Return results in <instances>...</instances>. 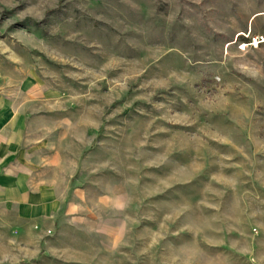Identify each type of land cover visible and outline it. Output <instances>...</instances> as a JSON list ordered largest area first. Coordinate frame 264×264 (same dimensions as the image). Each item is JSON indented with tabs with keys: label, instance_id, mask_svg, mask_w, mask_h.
I'll return each mask as SVG.
<instances>
[{
	"label": "rangeland",
	"instance_id": "rangeland-1",
	"mask_svg": "<svg viewBox=\"0 0 264 264\" xmlns=\"http://www.w3.org/2000/svg\"><path fill=\"white\" fill-rule=\"evenodd\" d=\"M0 264H264V0H0Z\"/></svg>",
	"mask_w": 264,
	"mask_h": 264
},
{
	"label": "crops",
	"instance_id": "crops-1",
	"mask_svg": "<svg viewBox=\"0 0 264 264\" xmlns=\"http://www.w3.org/2000/svg\"><path fill=\"white\" fill-rule=\"evenodd\" d=\"M32 170L33 168L28 163L21 170L22 199L16 211L17 216L12 217L25 232L24 243L32 246H24V253L28 255L31 252L39 254V252H46L53 248L54 241L48 237V233L59 231L61 222H64L69 213L63 210V205H57L56 194L51 190L49 183H34L37 180V172L34 173ZM31 186H37L38 189L31 188ZM9 195H11L9 192L1 194L2 197Z\"/></svg>",
	"mask_w": 264,
	"mask_h": 264
},
{
	"label": "built area",
	"instance_id": "built-area-1",
	"mask_svg": "<svg viewBox=\"0 0 264 264\" xmlns=\"http://www.w3.org/2000/svg\"><path fill=\"white\" fill-rule=\"evenodd\" d=\"M262 41V38H258V37H253L252 41H250L249 43L253 46H256L258 43H260Z\"/></svg>",
	"mask_w": 264,
	"mask_h": 264
}]
</instances>
